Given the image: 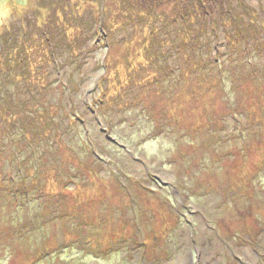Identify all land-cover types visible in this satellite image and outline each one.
I'll return each mask as SVG.
<instances>
[{"label":"rangeland","instance_id":"rangeland-1","mask_svg":"<svg viewBox=\"0 0 264 264\" xmlns=\"http://www.w3.org/2000/svg\"><path fill=\"white\" fill-rule=\"evenodd\" d=\"M194 1L0 0V264H264V0ZM205 41L228 81L169 85Z\"/></svg>","mask_w":264,"mask_h":264},{"label":"trees","instance_id":"trees-1","mask_svg":"<svg viewBox=\"0 0 264 264\" xmlns=\"http://www.w3.org/2000/svg\"><path fill=\"white\" fill-rule=\"evenodd\" d=\"M164 1L169 2V0H126L125 4L123 3V5L121 6V10H122L124 15L129 14L130 11L131 12L135 11L136 15H138L137 19H140L143 26H145V22H147L148 18L147 19L143 18V16L139 15V12H143L144 15H148L149 17L152 16L153 20H155L157 17H159V19L162 20V18L159 16L161 13H158V11L156 12V8L160 5H162V3ZM217 1L221 2L222 0H195L193 3L191 2V4H192V6L190 7L191 13L188 14V18H192L194 16V17L198 18L197 20H199V19L204 20L203 23H206L207 29H208V27H212L213 24L209 23L207 16L206 17L204 16L202 18L201 15H203V13H204V15H206L207 14L206 11H208V10H209V12H211L210 8L214 7V4L213 3L211 4L210 2L215 3ZM195 11H196V13H195ZM197 11H198V13H197ZM102 12H103V15H105V13H106L105 8H103ZM130 17H132V18H129L130 20H127V22L134 20L135 15H132ZM149 27H150V31H151V34H150L151 40H150L149 45L145 48V50H146V58L151 60V68L152 69H148V68H145L144 66H142L144 69V74L142 75V77L138 78L137 81H141L144 78H147L148 76H150L152 73H155L158 71V69L160 68V61H161L160 59H161L163 54L166 55L167 49L165 48V46L167 43H169V37L168 36L163 37L160 34V33H162L163 28L160 30L159 29L160 27L156 24L154 26L151 25ZM206 33H208V31H206ZM205 40H207V36H206ZM197 43L193 42L191 44L190 43L186 44V47L183 48V50L181 51L180 54H178V59H176V61L179 65L176 68L172 66L173 69H171V70L173 73L169 72V85H171V82L176 83L177 77L180 81L185 80V73L187 71H188V73H190V75L191 74L193 75V77L192 76L190 77V79H189L190 81L196 79L202 84H207V83L212 84L213 83L212 81H215V79H216V82H219L220 84H221V82H222V84H224V83H226V81H228L227 74H225L226 70H224L225 69V67H224V61L225 60L222 58H219V56H218V59L215 60L216 59L215 51L212 49V46L210 47V49H208V44H206V41H205V44H203L202 42H197ZM211 44H213V41H211ZM230 50L227 49V51H230ZM10 51H11V49H10ZM170 54L171 53L169 52V56H170ZM180 55H182V56L179 59ZM209 55H211V57H212L211 64H213L215 66V68H217L218 65L220 67L219 71L216 70V72L214 73L215 75H213V73L208 71V70L201 71V68L203 67L204 61L206 62V65L209 63V61H208ZM232 55L233 56L230 55L231 59H229L228 56H226V59H227L226 65L229 64V68L231 67V61H233L235 59L234 52ZM183 58L185 61L183 60ZM187 62H190V64H188ZM195 65L197 67H199V69L195 68ZM260 66H259V68H260ZM19 67H22V68H20V70L18 71L17 77L13 76L14 79H12V77H9L8 83H11L13 81H17L19 75L20 76L23 75L25 77L28 76L25 72V68H24L25 66L23 64H20ZM263 69H264V67H263ZM146 70H148L147 73H145ZM150 70H152V71H150ZM258 73H260V72H258ZM229 75L231 76L232 73ZM156 77H158V76H155V78L153 80L157 79ZM213 77H215V79H213ZM132 78L134 81L135 74H133L131 76V80H132ZM18 81H19V79H18ZM1 86H3L2 83H1ZM225 87H226V85H225ZM233 115H234V113H233ZM231 117L233 118L232 113H231ZM9 120L14 121L13 125H18L16 127L19 128L20 122H19V119L17 120V118H15V114L10 116V118L7 117V121H9ZM209 121H212V120H209ZM223 121L225 123V120H223ZM218 123H219V125H221V120ZM212 129H213V134H217L215 131L216 129L214 127H212ZM16 192L18 193V190H16Z\"/></svg>","mask_w":264,"mask_h":264}]
</instances>
